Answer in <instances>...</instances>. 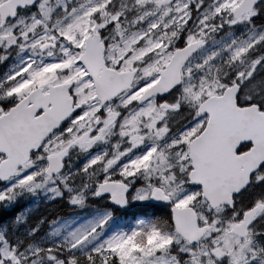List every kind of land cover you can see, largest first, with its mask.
Instances as JSON below:
<instances>
[{
    "label": "snow or ice",
    "instance_id": "obj_1",
    "mask_svg": "<svg viewBox=\"0 0 264 264\" xmlns=\"http://www.w3.org/2000/svg\"><path fill=\"white\" fill-rule=\"evenodd\" d=\"M0 264H264V0H0Z\"/></svg>",
    "mask_w": 264,
    "mask_h": 264
},
{
    "label": "trees",
    "instance_id": "obj_2",
    "mask_svg": "<svg viewBox=\"0 0 264 264\" xmlns=\"http://www.w3.org/2000/svg\"><path fill=\"white\" fill-rule=\"evenodd\" d=\"M38 213H40V212H38ZM38 213H37V214H38ZM37 216H38V215H37Z\"/></svg>",
    "mask_w": 264,
    "mask_h": 264
}]
</instances>
